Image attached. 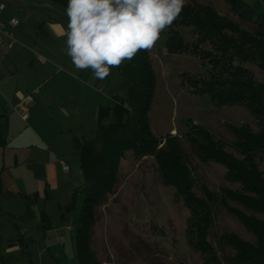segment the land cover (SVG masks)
<instances>
[{
	"label": "trees",
	"instance_id": "1",
	"mask_svg": "<svg viewBox=\"0 0 264 264\" xmlns=\"http://www.w3.org/2000/svg\"><path fill=\"white\" fill-rule=\"evenodd\" d=\"M224 1L236 18L211 3L186 0L178 19L165 29V50L194 55L207 67L208 78L188 75L186 82L192 93L208 95L216 107L241 105L254 119V124L226 123L233 137L230 141L188 121L184 136L192 153L203 162L223 165L228 185L216 191L202 182L199 186L204 194H199L179 136L167 133L159 137L153 131L149 114L157 73L153 56L141 50L120 68L125 82L123 96L115 95L112 104L99 107L98 129L86 140L101 144L97 169L62 207L64 211L75 209L81 194L75 234L78 264H102L92 247V230L98 208L115 193L120 164L128 151L138 159L153 157L162 182L183 200L189 210L187 238L200 253L202 264H264V79L258 80L250 67L254 64L264 73V0ZM3 192L0 175V196ZM38 197L34 192L26 199L33 204ZM218 208L236 218L253 239L224 232L217 248L212 236ZM51 227V216L43 212L40 230Z\"/></svg>",
	"mask_w": 264,
	"mask_h": 264
},
{
	"label": "crops",
	"instance_id": "2",
	"mask_svg": "<svg viewBox=\"0 0 264 264\" xmlns=\"http://www.w3.org/2000/svg\"><path fill=\"white\" fill-rule=\"evenodd\" d=\"M6 3L0 19L21 23L14 29L16 46L0 50V264H78L75 237L62 224L77 214L78 204L71 211L62 207L98 167L101 144L86 140L98 129L103 98L113 103V96L124 94L120 68L125 61L104 80L95 79L91 70L75 69L65 51L66 37L57 35L67 29L68 0ZM10 81L14 85L8 93ZM25 90L35 93L25 120L29 123L17 125V105ZM174 131L176 127L169 133ZM34 192L38 199L28 203L26 196ZM43 212L51 216L46 231L39 228ZM66 229L72 231V226Z\"/></svg>",
	"mask_w": 264,
	"mask_h": 264
},
{
	"label": "rangeland",
	"instance_id": "3",
	"mask_svg": "<svg viewBox=\"0 0 264 264\" xmlns=\"http://www.w3.org/2000/svg\"><path fill=\"white\" fill-rule=\"evenodd\" d=\"M200 1L211 3L223 14L236 18L224 0ZM165 43L164 30L153 48L148 50L159 59H154L157 84L149 114L152 129L159 137H163L176 127V133L172 134L180 138L197 182V192L204 194L199 186L202 182L219 191L222 186L228 185L226 168L214 161L203 162L192 153L184 136L188 121L202 124L218 138L230 141L233 137L226 123L254 124V119L241 105L216 107L208 95L192 93L186 82L188 75L208 78L207 67L194 55L165 52ZM250 67L258 80L264 79V73L259 68L254 64H250ZM115 70L116 67H112L110 73L114 75ZM13 85V81H10L6 92L10 93ZM27 94L34 97L35 93L26 91ZM100 103L106 107L112 102L104 97ZM15 123L23 125L29 122L16 117ZM81 201L82 196L78 194L77 214L75 211L62 222L65 231L74 237ZM188 217L189 210L181 197L173 187L162 182L155 159L151 156L138 159L128 151L120 164L115 193L109 195L98 208L97 221L92 230V247L102 264H202L200 253L192 248L187 238ZM66 225H71L72 231H68ZM224 232H235L243 238L253 239V235L236 218L218 208L212 236L217 248L218 238ZM220 255L224 260V254L220 252ZM27 259L22 256L25 263Z\"/></svg>",
	"mask_w": 264,
	"mask_h": 264
},
{
	"label": "clouds",
	"instance_id": "4",
	"mask_svg": "<svg viewBox=\"0 0 264 264\" xmlns=\"http://www.w3.org/2000/svg\"><path fill=\"white\" fill-rule=\"evenodd\" d=\"M186 0H68L65 51L78 71L104 80L112 67L151 50Z\"/></svg>",
	"mask_w": 264,
	"mask_h": 264
},
{
	"label": "built area",
	"instance_id": "5",
	"mask_svg": "<svg viewBox=\"0 0 264 264\" xmlns=\"http://www.w3.org/2000/svg\"><path fill=\"white\" fill-rule=\"evenodd\" d=\"M7 0H0V14L3 12L7 6ZM20 20L18 18H11L8 22H3L0 19V50H11L13 49L18 40L16 39L14 29L20 25ZM33 101V95H21L17 109L22 119L27 120L30 116L28 105ZM63 169L69 170V166L62 162Z\"/></svg>",
	"mask_w": 264,
	"mask_h": 264
},
{
	"label": "bare ground",
	"instance_id": "6",
	"mask_svg": "<svg viewBox=\"0 0 264 264\" xmlns=\"http://www.w3.org/2000/svg\"><path fill=\"white\" fill-rule=\"evenodd\" d=\"M174 133H176V131H174Z\"/></svg>",
	"mask_w": 264,
	"mask_h": 264
}]
</instances>
